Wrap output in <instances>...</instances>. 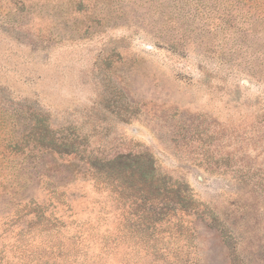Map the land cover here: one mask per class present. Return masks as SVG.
I'll return each mask as SVG.
<instances>
[{
  "label": "rangeland",
  "instance_id": "obj_1",
  "mask_svg": "<svg viewBox=\"0 0 264 264\" xmlns=\"http://www.w3.org/2000/svg\"><path fill=\"white\" fill-rule=\"evenodd\" d=\"M0 264H264V0H0Z\"/></svg>",
  "mask_w": 264,
  "mask_h": 264
},
{
  "label": "trees",
  "instance_id": "obj_2",
  "mask_svg": "<svg viewBox=\"0 0 264 264\" xmlns=\"http://www.w3.org/2000/svg\"><path fill=\"white\" fill-rule=\"evenodd\" d=\"M128 157H132V155L119 156V157L117 158V160H118V162H119V161H122V160H123L122 158H124V160H127V159H125V158H128ZM135 159H136V158H135ZM110 162H112V163L115 164V163H116V159H113V160L111 159ZM138 163H140V161L137 159V160H135L134 163H131V164L129 165V167H125V166H123V167L121 168V172L126 173V174H129V176L133 175L135 164H138ZM120 165H121V163H120ZM141 170H142V169H141ZM142 172L144 173L145 171L142 170Z\"/></svg>",
  "mask_w": 264,
  "mask_h": 264
}]
</instances>
